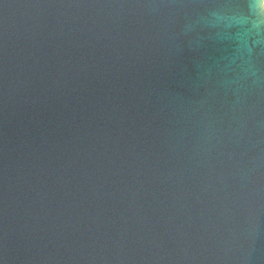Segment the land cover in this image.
I'll list each match as a JSON object with an SVG mask.
<instances>
[{"label": "water", "instance_id": "1", "mask_svg": "<svg viewBox=\"0 0 264 264\" xmlns=\"http://www.w3.org/2000/svg\"><path fill=\"white\" fill-rule=\"evenodd\" d=\"M262 0H0V264H264Z\"/></svg>", "mask_w": 264, "mask_h": 264}, {"label": "bare ground", "instance_id": "2", "mask_svg": "<svg viewBox=\"0 0 264 264\" xmlns=\"http://www.w3.org/2000/svg\"><path fill=\"white\" fill-rule=\"evenodd\" d=\"M262 10H263V12H264V0H262Z\"/></svg>", "mask_w": 264, "mask_h": 264}]
</instances>
